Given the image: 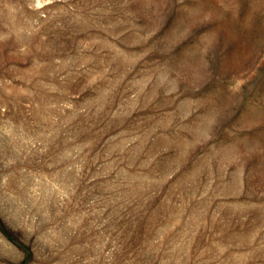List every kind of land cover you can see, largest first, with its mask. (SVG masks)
Here are the masks:
<instances>
[{
	"label": "rangeland",
	"instance_id": "obj_1",
	"mask_svg": "<svg viewBox=\"0 0 264 264\" xmlns=\"http://www.w3.org/2000/svg\"><path fill=\"white\" fill-rule=\"evenodd\" d=\"M0 264H264V0H0Z\"/></svg>",
	"mask_w": 264,
	"mask_h": 264
}]
</instances>
